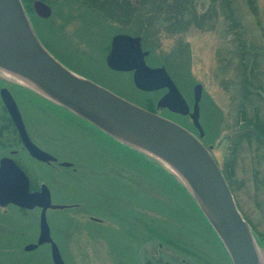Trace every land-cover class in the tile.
I'll return each instance as SVG.
<instances>
[{"label":"rangeland","instance_id":"1","mask_svg":"<svg viewBox=\"0 0 264 264\" xmlns=\"http://www.w3.org/2000/svg\"><path fill=\"white\" fill-rule=\"evenodd\" d=\"M51 2L54 11L49 19L30 14L48 49L77 72L138 105L146 108L150 99L155 112L196 135L199 131L189 115L157 106L165 90L138 89L131 73L106 65V50L100 46L110 44L117 32H140L145 26L152 38L147 48H154L149 62L167 68L191 107L194 86L203 84V141L213 145L212 152L227 174L264 258V145L254 133L264 138V0H187L185 10L183 0L163 5L162 0ZM78 127L64 117L57 121L47 111V149L78 168L77 172L72 168L55 171L47 166L55 202L80 203L76 208L48 211L52 235L66 264H142L143 246L154 248L156 236L181 246H162L169 264H174L171 260L182 264L183 259L191 264H232L217 232L178 175L156 157L118 140L109 152L116 174L107 195L119 217L124 218V213L127 219L116 221L115 233L109 237L108 230L90 220L102 211L94 207L92 186L97 180L91 173L99 166L81 135L71 133ZM139 213L157 229L154 237L133 221ZM38 218V212L23 217L12 205L0 207V264H53L48 245L25 250V245L36 242Z\"/></svg>","mask_w":264,"mask_h":264},{"label":"water","instance_id":"2","mask_svg":"<svg viewBox=\"0 0 264 264\" xmlns=\"http://www.w3.org/2000/svg\"><path fill=\"white\" fill-rule=\"evenodd\" d=\"M38 16L48 18L50 5L34 1ZM140 37L118 33L112 38L108 66L117 71H134L133 82L143 91L166 88L157 102L159 108L189 115L199 135L182 124L138 105L98 82L77 74L42 43L21 0H0V68L30 82L36 90L88 120L113 138L144 151L165 163L177 174L213 226L233 264H264L254 231L240 211L231 187L211 149L202 138L200 121L203 84L194 86V103L189 104L165 66H150ZM5 101L16 117L19 110L13 98ZM30 152L47 162L56 160L39 149L23 131ZM66 166L72 162L65 161ZM13 203L26 208L42 206L40 238L25 250L51 243L54 264H66L53 240L48 209L72 205L53 203L51 191L30 192L29 179L17 165L4 162L0 168V206Z\"/></svg>","mask_w":264,"mask_h":264},{"label":"flooded vegetation","instance_id":"3","mask_svg":"<svg viewBox=\"0 0 264 264\" xmlns=\"http://www.w3.org/2000/svg\"><path fill=\"white\" fill-rule=\"evenodd\" d=\"M21 1L30 17V9L28 6L29 3H26L25 0H21ZM34 1L35 0H31V7L35 12ZM42 1H44L45 3L51 6L52 14H53L54 9L51 2L52 0H42ZM35 14L37 15L36 12ZM52 14L47 19L52 17ZM144 27L140 32L130 33V32L121 31L115 33L114 35L118 33H126L134 37H140V43L142 49L144 51H149V54H147L145 57L147 64H149L150 66H159V65H152L149 62L154 51L151 50L152 48H147L148 40L152 38L150 37V34H148V30L146 31ZM112 38L110 44L107 45L102 44L100 46V49L103 50V52L106 50V55L104 56V60L107 66L108 64L106 60L112 48ZM42 43L45 45L46 48H48L43 41ZM50 52L56 58H58L63 64L68 66L71 70H73L77 74H80L87 78L89 77L71 68L68 65V63L64 60V58L60 56V54L54 53L51 50ZM113 71H117V70H113ZM121 72L131 73L132 77L134 74V71H121ZM163 90H165L166 92L167 89L165 88ZM5 96L7 97L9 96L13 98V100L15 101L17 108L19 110V114H17L16 117L12 114L11 110L7 106L5 101ZM47 111H49L52 114V117L55 116L57 121L60 120V118L64 117L68 119V122L69 121L71 123L75 122L79 127L78 129H73L72 132L71 131L70 132L73 134L78 133L79 135H81V137L84 139L85 143L87 144L88 148L92 150V157H94L92 158V160L95 159V161H97L95 163L99 166V170L91 171V173H93L92 175H94L95 179L97 180L95 181L96 185L92 186L94 189L93 190V194H94L93 199L95 204L94 207L95 208L99 207L102 211H100L101 213L97 214V216L91 215L90 220H92L96 225H98V227L103 228L102 230L104 231L108 230L107 235L110 237L115 233L116 221L127 219L124 213H122L124 218L119 217L121 216L120 215L121 213L116 212L115 208L111 205L109 195H107L111 189V184L116 174V169L114 166L115 159L109 156V152H112L113 150L112 142H115L116 139L110 136L109 134H107L106 132L102 131L98 127H96L88 120L77 115L75 112L62 106L61 104L55 102L54 100L48 98L46 95L36 90V88L30 82L20 77H17L1 68H0V168L2 167V164L4 162H8L9 165L19 166L29 179L30 192H41L44 188L47 189L48 186L51 191L52 202L57 203L54 200L52 187L47 183V166L55 171H61L64 168L66 169L72 168L75 172H77L78 168L74 167V163L70 166L64 165L63 163L68 160H61L60 156L52 153V151L47 149ZM81 130L84 131V133L83 132L81 133ZM23 131L26 133L27 138H29V140H31L39 149H41L45 153L50 152L56 157V160H51L50 162H47V158L40 159L35 155H33L30 152L29 148L26 146L25 136L23 134ZM205 145L209 147L212 152L213 145L211 144L207 145L206 143ZM102 167H106V168H103L101 170L100 168ZM119 173H121V171ZM106 185L109 186L105 191L104 188ZM62 204L72 205L68 208H76L80 206V203H62ZM8 205H12L15 208H17L19 211H21L23 217H28L31 213L38 212L39 229H38V233L36 234V242H37L40 238V220L43 210L42 206L36 205L33 208H26L13 203H10ZM0 207H4V206H0ZM49 210L52 209L50 208L47 210V215ZM106 219L111 224H108L106 226L105 225ZM133 221L141 226H144L145 231L148 232L150 236L154 237L157 234V229H154L152 225H148L147 217H142L141 213L136 215V217L134 216ZM51 235H52V230H51ZM101 237H104V233ZM52 238L57 243L53 235ZM166 243H168V245H170L173 249H176V247L181 248L180 245L175 246L173 242L169 240V238L161 239L159 238V236H156V240L153 242L154 245L152 244L154 248L151 247L150 245H147L146 243L143 246L144 251L141 259L142 264H155L153 262H156L158 264H169L170 257L168 258L167 256H163V250H162V246H165ZM41 245L49 246L50 254L52 258L51 243L46 242ZM57 245L59 246L58 243ZM59 249L62 255L60 246ZM182 252L190 253L189 250H184ZM62 257L64 258L63 255ZM166 258L169 260H167ZM165 259L167 262H165ZM52 262H53V258H52ZM171 263L175 264L176 262L174 260L173 261L171 260ZM179 263L191 264L188 261L186 262V259H183Z\"/></svg>","mask_w":264,"mask_h":264},{"label":"trees","instance_id":"4","mask_svg":"<svg viewBox=\"0 0 264 264\" xmlns=\"http://www.w3.org/2000/svg\"><path fill=\"white\" fill-rule=\"evenodd\" d=\"M26 1V3H29V9H30V14H34L35 15V12L33 11V9H32V7H31V0H25ZM167 1H169V0H162V2H160V3H162L161 5H163L164 4V2H167ZM183 6H182V10H185V9H188V7H189V5H188V2H187V0H183ZM160 5V6H161ZM159 8V7H158ZM152 9H155V8H152ZM157 9V8H156ZM162 8H159V10H161ZM171 10V8H169V11ZM179 10H181V9H179ZM172 11V10H171ZM152 48V47H151ZM153 50H154V48H152ZM244 53H245V50H244ZM158 91V90H157ZM149 93V92H148ZM150 100V99H149ZM149 100H148V104L146 105V108H148L149 110H152V111H155V109L152 107V104L153 103H149ZM255 133V135H257V138L259 139V141L264 145V138L262 137V135H261V133H259V132H254ZM223 173H224V175H225V177H226V179H227V181H228V183H229V185H230V187H231V189H232V186H231V184H230V182H229V180H228V178H227V174H225V172H224V170H223ZM233 191V190H232ZM195 201V200H194ZM195 203H196V201H195ZM197 204V203H196ZM248 221V220H247ZM249 222V221H248ZM250 224V223H249Z\"/></svg>","mask_w":264,"mask_h":264},{"label":"bare ground","instance_id":"5","mask_svg":"<svg viewBox=\"0 0 264 264\" xmlns=\"http://www.w3.org/2000/svg\"><path fill=\"white\" fill-rule=\"evenodd\" d=\"M179 177V176H178ZM179 179L182 181V179L179 177ZM183 182V181H182ZM184 183V182H183ZM186 186V185H185ZM66 262V261H65Z\"/></svg>","mask_w":264,"mask_h":264}]
</instances>
